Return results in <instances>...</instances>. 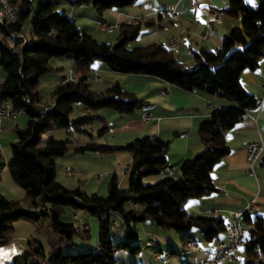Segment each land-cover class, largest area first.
<instances>
[{
	"label": "trees",
	"instance_id": "obj_1",
	"mask_svg": "<svg viewBox=\"0 0 264 264\" xmlns=\"http://www.w3.org/2000/svg\"><path fill=\"white\" fill-rule=\"evenodd\" d=\"M62 1L92 5L101 14L108 8L126 7L134 0H12L18 20L0 22V66L6 74L0 80V97L8 98L14 108L28 115L26 126L15 128L17 139L11 143L12 158L7 163L12 178L25 193L15 199L0 194V246L12 241L15 221L31 218L35 208L49 214V229L58 236L51 240L47 255L43 241L28 238L26 246L14 255L10 264H30L38 256L43 257L41 264H117L114 255L117 250L132 255L140 252L141 237L136 224L144 220L185 233L184 241L192 238L190 230L193 228H198L205 240H213L226 229L224 218L219 214L194 215L185 209L184 202L218 191L211 170L230 151L226 132L247 118L248 110L260 104L261 98L246 88L241 73L245 68L255 69L264 56V0L257 6L245 0H228V5L219 10L239 17L240 25L224 36L219 48L193 49L191 62L180 61L174 50L160 41L128 47L140 34L143 22L122 24L114 44L99 41L81 32L76 20L66 11L57 9ZM22 23L23 31L29 27L30 37L24 31V39L16 40L12 33L20 30ZM144 23L153 25L154 20L151 18ZM19 45L21 51L15 53ZM59 57L69 58L75 72L71 80L54 84L50 92L53 107L43 111L41 76L59 69L52 62ZM95 60L104 62L113 71L159 76L186 90L199 89L234 104L214 109L209 118L200 122L203 146L194 157L182 163L178 176L167 175L146 183L145 177L165 172L168 139L142 135L121 147L93 138L80 143L55 137L42 141L43 133L50 129L73 127L89 133L86 126L96 120L101 122L97 130L100 136L107 130V120L96 114L98 109L130 113L147 104L119 83L94 90L90 74ZM76 102H81L87 111L72 119ZM119 148L132 155L127 168V185L122 186L118 175L114 174L106 196L86 192L81 187L67 188L56 179V160L70 149L109 152ZM4 165L0 150V169ZM65 205L98 218L95 248L64 252L65 241L89 234L87 224L61 220ZM114 213L120 215L125 235L124 239L116 241L111 237ZM241 220L246 226L243 264H264V214L244 212Z\"/></svg>",
	"mask_w": 264,
	"mask_h": 264
},
{
	"label": "crops",
	"instance_id": "obj_2",
	"mask_svg": "<svg viewBox=\"0 0 264 264\" xmlns=\"http://www.w3.org/2000/svg\"><path fill=\"white\" fill-rule=\"evenodd\" d=\"M245 1L252 6H257L260 0ZM82 5L93 7L92 5ZM227 5L228 0H134L126 7H112L101 14L99 13V16L93 15L99 28L103 31L105 30L101 25L102 22L126 23L128 19H137L143 23L136 44L148 45L160 41L172 48L180 61L191 62L193 49L203 47L215 50L219 48L224 36L233 27L240 25L239 17L224 14L219 10ZM71 10L74 11L75 7H72ZM174 13L177 14V17H174ZM211 13L218 14L220 20L212 21L209 18ZM70 16L74 15L70 14ZM151 18L154 20V24L146 25L144 22ZM94 31L95 29H93ZM89 34L97 40L109 41L97 37L94 33ZM57 64H63V62L58 60ZM5 75L0 72V80ZM65 76L67 75L57 76L54 83L61 82ZM241 78L246 88L261 98L260 104L257 108L248 110V117L226 132V145L230 151L217 161L211 170V177L218 187V191L190 198L184 202V207L188 212L204 216L219 214L224 218L226 224L234 220V212H246L245 207L252 200L259 203V208L251 213L264 208V152L254 164L251 174L248 172L249 164L243 147L244 140L264 141V56L255 69L245 68L241 73ZM90 82L94 90H103L114 83H119L124 89L136 93L147 104L142 109L130 113H119L111 108L98 109L96 114L107 120V130L104 134L98 137L94 136L93 128L101 126V122L96 120L90 129L87 128L89 133L81 131L87 137H74L73 142L80 143L93 138L114 147H121L142 135L168 139V166L174 168L177 174L180 173L182 163L194 157L203 146L199 135L200 122L209 118L214 109L234 104L229 99L199 89L186 90L159 76L113 71L96 61L92 63ZM165 90L167 92L162 93ZM83 109L84 112L87 111L85 106ZM145 110L152 114L149 121L142 118ZM18 115L3 120L2 129L0 128V150L5 162V165L0 169V194L8 199L21 198L25 193L24 188L12 178L7 166L12 158L11 143L17 139L15 128L16 126L21 127V122H26L25 119L18 118ZM95 123H98L97 126ZM66 132L69 133L70 129H50L45 133L56 138L58 133ZM67 153L60 156L64 171L68 165L77 169L74 174L76 175L75 182L65 181L68 184L67 188L74 189L76 186L83 185V189L86 191L103 193L108 191L109 181L114 174L118 175L122 186L127 185V169H124L123 166H129L132 161V155L128 150L119 148L109 152L74 151L71 154ZM93 172L96 173L91 176V179L86 177L87 174ZM165 176H167L166 171L155 176H148L146 182L153 183ZM36 210L38 209H33L32 217L39 221L40 211ZM74 215L77 214L74 213ZM83 216L82 219L79 217L80 222L87 217ZM79 221L77 223L81 224ZM114 223L116 225V222ZM87 228L89 234L83 237L90 235L88 225ZM136 228L140 237L145 240V250L143 251L142 245L140 252L136 255L125 250H117L114 253L117 264H195L213 257L219 249V242L226 239L225 230L220 231L213 240L207 241L200 230V233H197L191 229L192 238L188 240L194 241L199 246L198 249H192L188 247V240H183L186 235L183 232L156 225L148 220L138 222ZM27 236L28 238L32 237V231L28 232ZM16 238L12 235V241L6 248H2L4 250L0 256L7 258L12 254L9 251L12 248L13 250L14 247L23 248ZM152 239H155V242L148 243ZM50 242L51 239L49 244ZM149 248L153 250L152 258H149ZM240 249L241 247L234 248L232 253L238 257ZM231 263L228 255L219 261V264Z\"/></svg>",
	"mask_w": 264,
	"mask_h": 264
},
{
	"label": "rangeland",
	"instance_id": "obj_3",
	"mask_svg": "<svg viewBox=\"0 0 264 264\" xmlns=\"http://www.w3.org/2000/svg\"><path fill=\"white\" fill-rule=\"evenodd\" d=\"M75 7V10L72 11L71 8ZM85 8H89V9H85ZM57 9L60 11H66V13L68 15L72 14L74 15L73 18H75L76 20V24L77 27L80 29L81 32H85V33H94V35H96L97 37H101L102 39H108L110 41V43L114 44L117 41V36L119 34V30L116 29L113 32H107V31H103L99 28V24L97 23V20H95V16L93 14H96L99 16V12L93 8V7H85L84 5H74L72 6L69 2L67 1H62L58 6ZM93 29H95V31L93 32ZM25 34L26 36L29 38L30 34H29V27L26 26L25 29ZM139 37H137L136 39L130 41L128 43V47H133V46H144V45H138L136 43ZM100 41V40H99ZM102 41V40H101ZM109 41H104L103 42H109ZM9 43H12V41H8ZM58 60H61L63 62V64H57ZM96 62H100L102 64H104V62L100 61V60H95ZM54 65L59 68L56 69L55 71H49L44 73L41 76V87H40V91L41 94L43 96V102L42 104H49L53 101V99L50 96V92L54 86V82L55 79L57 78V76L59 75H74V73H70V69L72 67L71 65V60L67 57H59V58H54L53 61ZM62 65H64V67H62ZM105 65V64H104ZM106 66V65H105ZM0 72L5 74V71L3 70V67L0 66ZM99 75V74H98ZM93 81V79H92ZM83 104L81 102H76L74 103V107H73V111L71 112V118H76L77 116L81 115L84 113V109H83ZM23 118V120L25 119L26 122H21V127L24 128L27 124V120H28V115L24 112L21 111L18 115V118ZM98 123H95V125L97 126ZM91 125L86 126V128L90 129ZM99 128H93L94 130V136L98 137L97 135V130ZM79 137V136H83V137H87L86 134H83L81 131L75 130V128H70V132H66L64 134H57V139H70L71 141H74V137ZM50 136L48 135V133H43L42 135V141L46 140L47 138H49ZM103 141V139H102ZM74 150L70 149L68 151L67 154H71L73 153ZM57 172H56V179L63 185H65L66 187L68 186V184H66L67 182L65 181H69V182H75L74 177H76V175H69L66 172V168L67 167H71L73 168L75 171L77 170L74 166L72 165H68L65 167V171L64 168L62 166L61 163V157L57 158ZM96 173H89L87 174V178L91 179V176ZM81 176V175H80ZM68 178V179H67ZM147 179L146 177L144 178V182H146ZM63 182V183H62ZM149 183V182H146ZM76 187H81L82 190L86 191L85 189H83V185H79ZM74 187V188H76ZM69 188V187H68ZM86 192H92V191H86ZM99 195H103L106 196L108 194V191L103 192V193H99L97 192ZM48 206H50V204H48ZM64 209H62L61 211V220L66 221V222H77L79 221V217L82 219L84 216L86 215L87 219L85 218V220H81V225L82 224H87L88 227L90 228V235L89 237H83V236H74L73 238H71L70 240L65 241L63 247H64V252H70V251H74L76 249H87V248H95L96 247V242L98 239V233H99V221L98 218L89 214H85L84 211L82 210H76L74 211L70 206L65 205L63 206ZM77 214L76 216L74 215ZM255 213H259V214H264V208L260 211H256ZM39 221L34 220L33 217L31 218H25V219H20L15 221L14 223V227L15 230H13L12 234L13 236L17 237L16 239L19 241V245H22L23 247L26 246L27 240H28V232L32 231V237H37L39 238L41 241H43L44 247H45V252L46 255L48 254V250H49V240L51 239H55L58 238V236L54 235V233H52L49 229V223H50V216L48 213L39 214ZM114 221L116 222V225L113 226L112 228V233H111V237L114 241L119 240V239H124L125 235H124V226L122 225V219L120 217L119 214L114 213ZM76 217V219H75ZM87 220V222H86ZM192 230H194L197 233H200L198 228H193ZM27 235H24L26 234ZM30 238V237H29ZM141 245L143 248V251L145 250V240L142 237L141 238ZM150 249V254H149V258H152L154 256L153 254V250L151 248ZM4 249H1L0 253L3 252ZM10 253H13V250H9ZM142 251V252H143ZM238 260L237 261H232L231 260V264H243L244 263V259H245V255H244V251H243V247H241L239 254H238ZM12 257V256H11ZM11 257H9V260L11 259ZM43 262V257L42 256H38L36 257L34 260L30 261V264H41Z\"/></svg>",
	"mask_w": 264,
	"mask_h": 264
},
{
	"label": "built area",
	"instance_id": "obj_4",
	"mask_svg": "<svg viewBox=\"0 0 264 264\" xmlns=\"http://www.w3.org/2000/svg\"><path fill=\"white\" fill-rule=\"evenodd\" d=\"M195 1H201V0H195ZM174 17H177V14L174 13ZM209 18L212 21L220 20L218 14L216 13H211ZM18 20V12L15 7V4L12 2V0H0V22L1 23H7V22H16ZM139 20L137 19H128L126 20V23H121L119 21L114 22V23H106L102 22L101 25L103 29L107 32H113L116 29H119L122 24H128V25H135L138 24ZM23 26L24 23L21 24V29L18 31H14L12 33V37L14 39L18 40H23L24 39V31H23ZM21 51V45L17 46L15 48V53H19ZM75 69L74 66L71 67L70 73H74ZM73 78V75H67L65 76L61 82H65L67 80H71ZM167 90L162 91V93H166ZM53 107V101L49 104H44L43 105V111H47L50 108ZM20 109H16L13 107L11 101L8 98H2L0 97V128L3 120L8 119V118H14L20 113ZM142 118L145 121H149L152 118V114L145 110L143 112ZM243 147L246 152V159L248 162V172L253 173L254 169V164L256 161L261 157L262 153L264 152V141L263 140H244L243 141ZM127 165H124L123 168L127 169ZM165 171L168 176H178L174 170V168L166 166ZM66 172L69 175H74L76 171L71 168L67 167ZM259 208V203L255 200L250 201L246 207L245 211L246 212H252L255 209ZM38 211V210H36ZM243 212H234V220L232 222H229L226 224V239L221 240L219 242V249L217 253L208 259L201 260L195 264H219L220 259L228 255V259L232 261H237L238 257L236 254L232 253V250L234 248H240L243 247L244 245V240H245V232H246V226L242 222L241 217H242ZM115 225V223H114ZM155 242V239L149 240L148 243L153 244ZM188 247L192 249H198L199 246L197 243L194 241H188ZM7 247V245L0 246V248ZM16 247H14V252H21V248H17V251L15 250ZM13 253L11 255H13ZM9 260L5 261V264H7ZM0 264H3L1 261L0 257Z\"/></svg>",
	"mask_w": 264,
	"mask_h": 264
},
{
	"label": "bare ground",
	"instance_id": "obj_5",
	"mask_svg": "<svg viewBox=\"0 0 264 264\" xmlns=\"http://www.w3.org/2000/svg\"><path fill=\"white\" fill-rule=\"evenodd\" d=\"M4 248H6V247H4ZM12 248V247H11ZM12 250H13V248H12ZM16 250V249H15ZM0 251H1V248H0ZM13 252H14V250H13ZM12 255H10V256H7V258H6V256L4 257V256H0L1 257V261H2V263L3 264H5V261H6V259L7 260H9V257H11Z\"/></svg>",
	"mask_w": 264,
	"mask_h": 264
},
{
	"label": "clouds",
	"instance_id": "obj_6",
	"mask_svg": "<svg viewBox=\"0 0 264 264\" xmlns=\"http://www.w3.org/2000/svg\"><path fill=\"white\" fill-rule=\"evenodd\" d=\"M15 249H16V251H17V248H15ZM18 253H19V252H15V253H13L11 259L9 260V262H8L7 264H10V263L13 261V257H14V255H16V254H18Z\"/></svg>",
	"mask_w": 264,
	"mask_h": 264
}]
</instances>
